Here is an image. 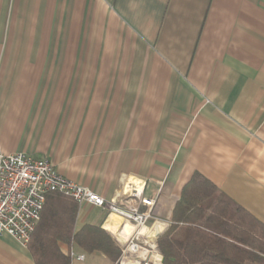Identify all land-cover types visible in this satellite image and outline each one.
<instances>
[{"label": "crops", "instance_id": "obj_1", "mask_svg": "<svg viewBox=\"0 0 264 264\" xmlns=\"http://www.w3.org/2000/svg\"><path fill=\"white\" fill-rule=\"evenodd\" d=\"M0 153L105 200L145 180L155 247L194 173L264 226V0H0ZM76 205L74 231L121 249L131 226ZM58 245L83 255L69 264H112ZM0 264L35 261L4 234Z\"/></svg>", "mask_w": 264, "mask_h": 264}, {"label": "trees", "instance_id": "obj_2", "mask_svg": "<svg viewBox=\"0 0 264 264\" xmlns=\"http://www.w3.org/2000/svg\"><path fill=\"white\" fill-rule=\"evenodd\" d=\"M77 205L59 192L46 195L27 248L35 264H69L58 243L103 254L114 264L121 249L99 226L74 231ZM162 264H264V226L194 173L183 187L172 223L156 240Z\"/></svg>", "mask_w": 264, "mask_h": 264}, {"label": "built area", "instance_id": "obj_3", "mask_svg": "<svg viewBox=\"0 0 264 264\" xmlns=\"http://www.w3.org/2000/svg\"><path fill=\"white\" fill-rule=\"evenodd\" d=\"M145 188V180L128 177L120 193L105 200L89 188L62 177L45 159H35L23 153H0V237L7 234L26 245L40 219L46 195L59 192L78 204L86 203L114 215L123 225L132 227L127 240L120 244L121 257L115 264H123L125 260H135L137 264H161L160 255L157 263L149 262L156 247L142 241L147 236V231L142 233V229H148L156 206L155 199L144 195ZM130 250H134V254ZM140 250L147 252L145 257L136 253ZM69 256L71 260L84 258L72 252Z\"/></svg>", "mask_w": 264, "mask_h": 264}, {"label": "bare ground", "instance_id": "obj_4", "mask_svg": "<svg viewBox=\"0 0 264 264\" xmlns=\"http://www.w3.org/2000/svg\"><path fill=\"white\" fill-rule=\"evenodd\" d=\"M114 216V215H113ZM114 217H116V216H114ZM117 218V217H116ZM119 219V218H118ZM146 229L145 228H143L142 229V232H144ZM142 251H144V254L143 255H140L141 253H142ZM129 252H131V253H133L134 254V250H130ZM137 254H139V256H141V257H145V255H146V251L145 250H140V251H138V252H136ZM158 260H160V258L158 257V256H156V255H151L150 257H149V262H153V263H157L158 262ZM133 262H131V261H127V260H125V261H123L122 263L123 264H137V261H135V260H132Z\"/></svg>", "mask_w": 264, "mask_h": 264}, {"label": "rangeland", "instance_id": "obj_5", "mask_svg": "<svg viewBox=\"0 0 264 264\" xmlns=\"http://www.w3.org/2000/svg\"><path fill=\"white\" fill-rule=\"evenodd\" d=\"M143 233H145V232H143ZM143 254H144V251H142V253H141L140 255H143ZM120 257H121V256H120ZM120 257H119V259H120ZM119 259H118V260H119ZM118 260H117V261H118ZM117 261H116V262H117ZM128 261L133 262L132 260H128ZM122 262H123V261H122Z\"/></svg>", "mask_w": 264, "mask_h": 264}, {"label": "water", "instance_id": "obj_6", "mask_svg": "<svg viewBox=\"0 0 264 264\" xmlns=\"http://www.w3.org/2000/svg\"><path fill=\"white\" fill-rule=\"evenodd\" d=\"M162 262V261H161Z\"/></svg>", "mask_w": 264, "mask_h": 264}]
</instances>
